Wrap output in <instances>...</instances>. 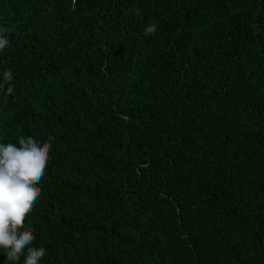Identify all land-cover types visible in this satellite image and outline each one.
<instances>
[{
	"label": "trees",
	"instance_id": "trees-1",
	"mask_svg": "<svg viewBox=\"0 0 264 264\" xmlns=\"http://www.w3.org/2000/svg\"><path fill=\"white\" fill-rule=\"evenodd\" d=\"M0 28V143H51L40 264H264V0H0Z\"/></svg>",
	"mask_w": 264,
	"mask_h": 264
},
{
	"label": "clouds",
	"instance_id": "clouds-1",
	"mask_svg": "<svg viewBox=\"0 0 264 264\" xmlns=\"http://www.w3.org/2000/svg\"><path fill=\"white\" fill-rule=\"evenodd\" d=\"M6 31L0 28V52L9 45L3 35ZM144 31L146 36L152 35L156 26L149 25ZM12 79L10 70L3 72L0 88L8 85L7 95L14 91ZM18 143L19 147L14 143H0V249L8 261L19 262L24 256L23 264H40L46 249L32 246L35 236L31 228H25V220L40 198L37 185L47 171L51 143L38 142L31 136L20 138Z\"/></svg>",
	"mask_w": 264,
	"mask_h": 264
}]
</instances>
